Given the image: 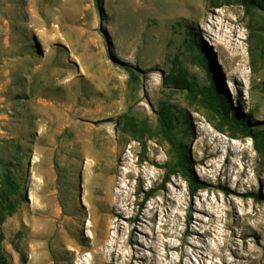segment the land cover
Listing matches in <instances>:
<instances>
[{
  "label": "rangeland",
  "instance_id": "374dc122",
  "mask_svg": "<svg viewBox=\"0 0 264 264\" xmlns=\"http://www.w3.org/2000/svg\"><path fill=\"white\" fill-rule=\"evenodd\" d=\"M208 89L249 129L206 107ZM159 114L203 183L192 195L164 177ZM5 173L6 264H264V9L0 0Z\"/></svg>",
  "mask_w": 264,
  "mask_h": 264
},
{
  "label": "trees",
  "instance_id": "16d2710c",
  "mask_svg": "<svg viewBox=\"0 0 264 264\" xmlns=\"http://www.w3.org/2000/svg\"><path fill=\"white\" fill-rule=\"evenodd\" d=\"M245 8L249 6H255L264 9V5L261 4V0H238ZM202 56V55H201ZM200 60L204 59L200 57ZM212 62V61H211ZM213 63V62H212ZM213 66L216 68L215 64ZM192 94H200L196 90H189ZM216 95V94H215ZM201 101L208 107L219 119L226 124L229 128L237 132H245L249 129V120L246 115L241 112L228 113L226 112L223 103L217 99L214 94H211V90L208 89V94H200ZM157 124V132L159 137L167 144L169 151L173 156V162L166 165L164 171V177L178 172L180 176L185 180L187 186V193L192 195L197 189L203 187V183L198 181L191 170V161L188 159L184 146L179 142L172 132V126L169 119L163 114H159L155 118ZM0 222L3 220L5 215L10 214L15 205L16 201L14 196L17 194V184L9 173H5L0 176ZM221 189H223L221 187ZM153 189H148L142 192V201H146L151 194ZM10 196L12 198H10ZM2 235L0 233V241ZM0 264H6L0 253Z\"/></svg>",
  "mask_w": 264,
  "mask_h": 264
}]
</instances>
